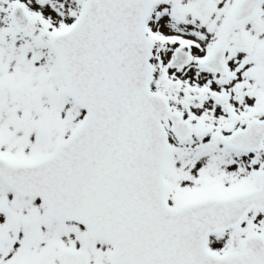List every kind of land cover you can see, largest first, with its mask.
I'll return each instance as SVG.
<instances>
[{"label":"snow or ice","instance_id":"1","mask_svg":"<svg viewBox=\"0 0 264 264\" xmlns=\"http://www.w3.org/2000/svg\"><path fill=\"white\" fill-rule=\"evenodd\" d=\"M0 264H264V0H0Z\"/></svg>","mask_w":264,"mask_h":264}]
</instances>
